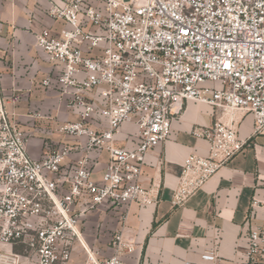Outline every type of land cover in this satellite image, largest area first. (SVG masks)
<instances>
[{"label": "built area", "instance_id": "built-area-1", "mask_svg": "<svg viewBox=\"0 0 264 264\" xmlns=\"http://www.w3.org/2000/svg\"><path fill=\"white\" fill-rule=\"evenodd\" d=\"M98 1L52 3L48 16L67 26L57 35L43 29L36 41L49 62L63 67L57 84L67 108L79 112L78 122L58 132L85 137L86 145L63 143L33 160L30 135L10 120L0 89V264H70L75 243L87 253L85 264H125L122 257L136 248L124 239L131 205L158 204L141 181L146 157L169 140L189 101L211 106L216 118L210 128L192 130L209 143V154L185 159L174 207L186 205L249 145L236 113L251 115L253 137H264V0ZM41 85L51 87L52 80ZM123 124L138 129L134 150L115 145ZM103 151L110 162L95 182L90 163ZM75 152L82 156L65 175ZM105 202L121 211L122 228L113 236L114 255L100 260L82 241L75 207L94 211ZM259 211L264 202L254 197L249 218ZM262 222L247 232L242 264H264V216ZM201 258L200 264H217L219 252Z\"/></svg>", "mask_w": 264, "mask_h": 264}, {"label": "crops", "instance_id": "crops-1", "mask_svg": "<svg viewBox=\"0 0 264 264\" xmlns=\"http://www.w3.org/2000/svg\"><path fill=\"white\" fill-rule=\"evenodd\" d=\"M67 0H0V89L4 107L18 129L30 135L26 150L33 160H42L54 147L63 143H87L58 132L59 127L80 120L78 111L67 108V96L57 84L63 67L48 61L37 47L38 34L50 29L57 35L67 25L48 16L52 3L64 6ZM90 6L101 5L87 0ZM50 78L51 87H43ZM38 115H41L39 118ZM215 110L208 105L189 101L172 123L171 137L148 153L142 169V184L154 189L158 204L141 206L133 203L124 231V239L135 243V252L122 257L125 264H200L202 255L217 249V264H242L247 248V232L261 225L263 212L250 219L254 197L264 202V137H253L251 115L235 114L236 128L249 145L218 173L183 207H174L172 198L191 154L207 156L209 143L192 135L196 126L210 128ZM226 122L230 121L225 117ZM100 117L97 123H103ZM138 129L123 124L117 147L134 150ZM73 153L62 168L72 173L73 162L81 158ZM110 162L108 151L94 155L91 179L101 182ZM68 188V187H67ZM80 220L78 229L86 248L98 259L114 255L113 236L122 228L121 211L105 202L94 211L75 207ZM16 252L20 250L15 249ZM87 253L75 243L70 264H85Z\"/></svg>", "mask_w": 264, "mask_h": 264}]
</instances>
